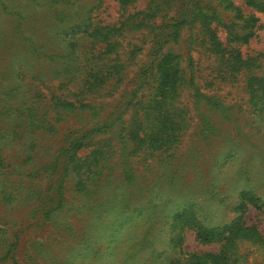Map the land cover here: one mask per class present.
I'll return each mask as SVG.
<instances>
[{
  "label": "trees",
  "instance_id": "16d2710c",
  "mask_svg": "<svg viewBox=\"0 0 264 264\" xmlns=\"http://www.w3.org/2000/svg\"><path fill=\"white\" fill-rule=\"evenodd\" d=\"M24 1L60 24L62 42L49 52L27 36L0 67V264H135L99 244L106 212L128 210L133 227L139 199L164 213L148 206L141 239L172 218L173 249L150 246L149 264H247L244 244L264 254L244 221L264 213V50L241 51L256 14L232 0H114L120 18L103 24L92 14L102 0ZM243 3L264 13V0ZM12 16L19 36L32 16ZM207 191L231 219L211 218L197 198ZM169 194L182 211L167 212ZM185 229L219 253H186Z\"/></svg>",
  "mask_w": 264,
  "mask_h": 264
},
{
  "label": "rangeland",
  "instance_id": "374dc122",
  "mask_svg": "<svg viewBox=\"0 0 264 264\" xmlns=\"http://www.w3.org/2000/svg\"><path fill=\"white\" fill-rule=\"evenodd\" d=\"M41 3H44L45 0H38ZM233 3L240 7L244 13H255L256 16L259 19L260 28L256 31L255 36L249 41L248 44L241 46V51L245 54H251L253 52L257 51H263L264 50V13H257L254 10L246 7L243 3V0H232ZM87 3L86 8L91 4H96V0H80L78 3V7H80L83 3ZM25 1L24 0H0V63L1 70H5L4 64V58L9 57L12 52L14 53H21L22 50V43H24L25 38L27 36L32 35L34 40L37 42L38 48L44 51L54 50L55 52H60L61 49V42L62 38H59V35H57L56 32H54L53 26L58 25L60 28V24L55 23V21L50 19L49 16L43 15L44 13L37 10L38 8L31 9L30 12L26 11L25 8ZM146 2L141 1L139 4H137L138 8H143L145 6ZM64 8V7H63ZM64 10V9H62ZM57 11V9H56ZM59 12V11H57ZM12 14H30V16L37 14V15H43L42 20L38 19L37 21L34 19V16L32 18L30 17L29 20L23 21V26L20 31L19 36L16 35L15 32V16H12ZM66 14V11H63L62 16ZM92 14L95 16V20H100L103 24H113L118 21L120 18L121 11L119 10V7L117 3L114 0H102V3L97 10L93 11ZM31 19L32 22L30 21ZM36 24H34L35 22ZM34 24V25H33ZM52 29V30H51ZM32 33H37L38 37L33 35ZM49 40V41H48ZM58 40V41H56ZM56 41V42H55ZM7 59V58H5ZM48 66V65H47ZM2 77H0L1 79ZM66 95L67 91H63ZM1 93V92H0ZM4 102H7L6 100ZM3 109V108H2ZM212 160H216L212 158ZM233 183H228V185L225 187V192L228 194L229 197L233 198L234 195L237 194L238 188H240V181L234 178ZM181 189H188L187 185L181 187ZM176 189L172 190L175 192ZM158 194L162 193V191L157 192ZM163 194V193H162ZM211 194L209 192H204L201 194H197V198L199 202L202 204L210 206L211 209V218L215 220H221V218H226V221L228 219H231L233 217V214L227 215L225 208L220 206L215 200L213 199L211 201L210 199ZM166 198V197H165ZM168 198L171 200L168 202L167 200V212L172 210V212L175 211H182V209L185 207V204H181L176 201V199L172 198V195L169 194ZM154 201L150 200V202H146V200H137L134 202V208L136 210V214L134 213V218L137 217L136 223L133 227L130 225L132 222L129 221L130 219V213L128 210L122 209L120 210H114L107 211L106 216L109 221L112 220L111 225L106 230V235L104 237V240L99 244L102 248V256L105 257L106 254H110V251H113L112 247H119L118 257L120 256H127L128 254H132L136 257L135 264H149L146 260L152 259L153 253L150 246H153L156 249H163L162 245L159 244V242H165V248L167 250L173 249V243L174 239H171V236L168 232L165 233L163 229H165L164 226H169L172 222L171 216H168L163 220L161 217L160 222L157 221L152 225L151 229V237L153 236V240H144L141 239L138 232H141L139 228L142 226V219L145 218L146 209L148 206L152 207V212H158V214H164L163 212L157 210L159 208L158 206L153 205ZM200 203V204H201ZM137 208V209H136ZM166 212V213H167ZM171 212V213H172ZM163 220V221H161ZM224 220V219H223ZM244 221L246 225L248 226H255L259 232L262 234L264 238V213H260L253 208H250L245 217ZM129 226V227H128ZM131 229V231H130ZM135 232L134 234L132 233ZM134 236L136 237L135 242L138 243V245H135L134 248L127 249V245L130 244L131 240L134 239ZM183 239L181 248L189 254H195V255H204V254H218L220 251V244L217 243H209V244H201L199 243L196 238L195 234L190 229H185L182 233ZM133 237V238H132ZM131 238V239H130ZM142 240V241H141ZM122 247V248H121ZM109 254L107 256H109ZM242 254L243 257L246 259L247 264H264V254H261V251L257 247H253L249 244H244L242 246ZM113 264V263H112ZM244 264V263H243Z\"/></svg>",
  "mask_w": 264,
  "mask_h": 264
}]
</instances>
